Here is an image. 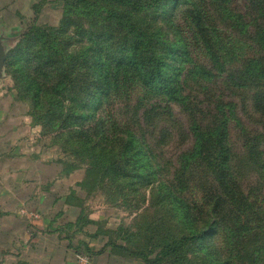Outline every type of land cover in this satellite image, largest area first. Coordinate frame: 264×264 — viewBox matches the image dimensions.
Here are the masks:
<instances>
[{
	"label": "trees",
	"instance_id": "obj_1",
	"mask_svg": "<svg viewBox=\"0 0 264 264\" xmlns=\"http://www.w3.org/2000/svg\"><path fill=\"white\" fill-rule=\"evenodd\" d=\"M203 1L65 0L61 26L33 25L22 43L14 72L18 100L31 101L30 114L34 123L42 127L43 134L59 133L75 140L82 163L72 158L69 167L74 169L88 161L81 186L89 192L95 188L94 171L99 165L96 150L102 145L121 147V158L115 168L119 173L144 176L143 169L153 163L154 156H150L151 162L142 152L145 145L142 139L150 131L140 126V118L149 122L162 120L171 115L172 103L179 104L189 117L188 134L193 135V142L173 174L175 183L161 187L160 196L167 199L160 201L165 202L167 214L176 218L182 230L173 232L166 219L151 220L138 227L137 239L141 237L138 246L115 241L109 245L116 253L141 259L146 264H200L191 257L196 245L202 246L200 251L207 264L242 263L246 258L248 264H264V209L254 200V189L246 191L240 185L241 171L235 163L231 137V124L239 121L237 104L229 100L234 93L254 89L255 106L264 115V22H257L253 31L252 23L243 22L242 15L238 16L241 22H234L237 14L232 13L229 0H209L208 4ZM260 2L262 8L257 12L264 16V0L251 1L254 7ZM181 6L191 10L195 32L204 39L209 59L219 66V69L213 66L218 73L213 72L214 68H204L195 78L206 82L221 78L228 91L226 96L207 87V100L198 101L187 92L181 67L173 63L188 54L187 44L177 38L179 30L175 25ZM211 7L218 18L210 13ZM159 10H163L165 25L152 28V24L136 18ZM73 15L79 16V22H64ZM224 20L233 22L226 24ZM220 24L234 28L229 31L232 40L228 39L231 45L225 47L226 55L215 50L218 37L221 43L225 41ZM71 25L74 31L69 30ZM236 28H240L241 36ZM170 31L175 34L173 40L167 39ZM72 39L79 42L75 51L69 50ZM250 47L255 53L242 58L244 50ZM235 60L239 66H235ZM129 91L136 92L137 97L135 94L131 97ZM122 93L129 99L125 113L131 115L132 123L112 130L103 111ZM47 99L52 101L46 102ZM249 138L258 141L255 147L263 145L254 150L253 164L254 169L263 170L264 176V135ZM54 142L68 151L67 142ZM195 182L203 196L199 201L192 200L187 193ZM218 236L222 247L215 244Z\"/></svg>",
	"mask_w": 264,
	"mask_h": 264
},
{
	"label": "rangeland",
	"instance_id": "obj_2",
	"mask_svg": "<svg viewBox=\"0 0 264 264\" xmlns=\"http://www.w3.org/2000/svg\"><path fill=\"white\" fill-rule=\"evenodd\" d=\"M208 1L209 0H204L203 2L208 4ZM251 1L253 0H229L228 4L232 13L237 14V18L239 15H242L243 22H251L253 26H251L250 29L255 31L257 26L256 23L264 22V16H261L257 12L259 8H262V3L260 2L259 6L257 4V6L254 7ZM64 4L65 0H37L33 7L34 13L23 16L19 24L8 27L6 22H3V33L8 36L5 47L7 50V61L10 59V66H7L6 61L5 75L1 80V88L10 86L14 89L16 99H18L19 91L14 77V72L16 70L15 58L22 48V43L26 40L33 25L59 28L64 18ZM207 6L208 5H206V8ZM162 11L163 10H159L158 13L155 11H148L136 16V18L139 22L152 24V28H156V26L165 25L162 21ZM210 13L218 18V13L215 11L214 7H211ZM237 18L234 22L242 21L240 18L237 20ZM64 22H79V16L73 15L71 20ZM222 22L229 24L233 21L227 22L224 20ZM175 25L179 30V36H177V38L182 39L188 46L186 50L188 54L184 55L180 61H173L175 65L181 67L180 73L182 80H186V86H188L187 92L198 101L207 100V92H205L207 87H212L213 91H218V95L224 92V96H226L228 91H226L222 85L221 78H217V80L213 82L197 81L198 79L195 78L200 70L204 68L207 70L208 68L213 69V66L219 69V66L209 59L210 55L207 48L204 46L205 41L200 34L195 32L191 10L187 6H181L176 13ZM220 26L223 29L225 41L221 43V38L218 37V48L216 47L215 50L217 54L220 50V54L226 55L227 52L225 51V47L231 45L228 39L232 40L229 31L234 28L225 24H220ZM69 30L74 31V27L71 25ZM236 30V33L241 36L239 33L240 28H236ZM173 35L175 34L170 31L167 39L173 40ZM251 47L244 50L242 58H246L255 53V50L251 49ZM78 48V39H72L69 50L75 51ZM238 62V60L234 61L235 66H239ZM169 64L172 63L169 61ZM213 72L218 73L215 68ZM202 85H205V88H203ZM129 87L135 88L132 85ZM132 94L136 95V92L133 93L129 91L131 97L133 96ZM125 96L126 94L122 93V95L115 97L112 103L107 104L106 109L103 111V114H106L104 117L106 124L108 127H111L112 130L113 128H123L127 124L132 123L130 118L131 115L125 113V109L128 107L127 104H129V99H125ZM255 97L256 91L254 89H244L242 92L234 93V97L232 96V98L229 99L234 100L237 104V111L235 112L239 120L238 122L234 121V125L231 124V137L235 146V163L241 171L238 175L240 185H242L246 191L248 189H254V200L264 209L263 170L261 168L258 169V167L254 169L253 164V159L255 157L253 153L254 150L262 148L263 145L255 147L258 141L254 140V138H249V136L260 133L264 135V115L256 108L254 101ZM45 101L51 102L52 100L47 99ZM24 102L28 103L29 107L31 106V101L29 99ZM66 104H68L67 100ZM170 110H172L171 115L169 117L167 115L164 116L162 120H152L149 122L143 117L140 118V126L150 131V133L142 139V142L145 143L142 152L146 153V160L151 162L152 159L150 156H154L153 163L143 169L144 176H139L137 175L138 173L135 172H132L131 176H124L115 169L116 162L121 158V147L102 145L101 149L96 150L98 155L96 162L99 165H97V169L94 171V177L96 179L95 188H92L90 192L83 186L82 188L87 191L89 198H92V196L95 197L98 205H101L99 202V198H101L100 200L104 202L102 205L105 204V207H108L110 220L108 222L107 236L109 242L115 241L121 244H127L130 247L138 246L141 240V237L137 239L138 227H141L151 220L166 219L172 224L173 232L180 233L182 230V228L176 224V218L174 219L167 214L168 209L165 208V202L160 201L166 200L167 198L165 196H160V194L163 190L161 187L164 188L165 183L174 181L173 174L176 172V168L180 166L183 156L191 150L193 135L191 133L188 134L189 117L181 110L180 105L172 103ZM205 119L208 120L207 118ZM58 134L59 133L46 134V136L50 138V141L53 143H55L54 141L67 142L69 146L67 147L68 151L65 152L67 153L68 159L70 161L75 159L82 163L79 161V148L74 146L75 140H69L68 135ZM122 136L125 139L127 138V135ZM81 151L85 152L84 150ZM148 151H150V153ZM131 154L132 152L129 150L128 157H130ZM250 155H252V157H250ZM262 159L264 160V156ZM86 164H88V161L83 162L79 167L85 166L87 170ZM150 167H152V172H150ZM197 184L198 183L195 182L193 187L191 186L190 190H187L188 195L191 196L194 201L203 199V196L197 188ZM203 207L208 208V205H204ZM219 243L220 247L224 246V244L221 243V237L218 236L215 240V244L218 245ZM194 248L195 251L192 253L191 257L193 259L195 258L200 264H207L204 261L203 251H200L202 246L196 245ZM80 255L89 257V262L87 264H90V256L86 252L79 253L78 259ZM154 255L152 257H154ZM248 259L249 258H246L242 263L233 262L232 264H248ZM79 262L80 264H85L81 262L80 259Z\"/></svg>",
	"mask_w": 264,
	"mask_h": 264
},
{
	"label": "crops",
	"instance_id": "obj_3",
	"mask_svg": "<svg viewBox=\"0 0 264 264\" xmlns=\"http://www.w3.org/2000/svg\"><path fill=\"white\" fill-rule=\"evenodd\" d=\"M37 0H0V33L34 13ZM67 153L33 121L29 104L0 88V264H146L109 245L108 207L80 185L86 167L70 169ZM29 212H38L32 220Z\"/></svg>",
	"mask_w": 264,
	"mask_h": 264
},
{
	"label": "water",
	"instance_id": "obj_4",
	"mask_svg": "<svg viewBox=\"0 0 264 264\" xmlns=\"http://www.w3.org/2000/svg\"><path fill=\"white\" fill-rule=\"evenodd\" d=\"M8 36L3 33V30L0 33V79L5 75V67L7 61V50L5 47Z\"/></svg>",
	"mask_w": 264,
	"mask_h": 264
},
{
	"label": "built area",
	"instance_id": "obj_5",
	"mask_svg": "<svg viewBox=\"0 0 264 264\" xmlns=\"http://www.w3.org/2000/svg\"><path fill=\"white\" fill-rule=\"evenodd\" d=\"M1 80L0 79V88H1ZM21 212L23 213H28L24 208L21 209ZM28 215L30 216V219L35 220V219H39L40 218V214L38 212H29ZM79 259L81 262L87 264L89 262V257L85 256V255H80Z\"/></svg>",
	"mask_w": 264,
	"mask_h": 264
}]
</instances>
